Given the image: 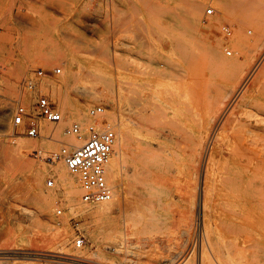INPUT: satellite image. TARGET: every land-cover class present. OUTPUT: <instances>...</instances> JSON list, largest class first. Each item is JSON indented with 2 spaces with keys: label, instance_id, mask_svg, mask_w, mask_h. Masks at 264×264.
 Returning a JSON list of instances; mask_svg holds the SVG:
<instances>
[{
  "label": "rangeland",
  "instance_id": "1",
  "mask_svg": "<svg viewBox=\"0 0 264 264\" xmlns=\"http://www.w3.org/2000/svg\"><path fill=\"white\" fill-rule=\"evenodd\" d=\"M220 1L223 4L219 5ZM233 1L0 0V102L8 97L15 106L19 103L32 107L39 95L55 100L52 85L68 79L63 94L71 102L85 105L86 117L72 119L65 114L64 129L80 123L86 139L90 132L87 124L91 123L89 110L93 107H103L102 114L118 110L121 117L127 118L129 54L145 55L149 73L144 88L137 83V91L145 89L149 127L156 129L157 117L173 120L179 167L187 182L182 209L187 208L192 217L200 184V174H196L198 136L206 126L210 127L213 115L226 103L228 88L238 80L236 72L217 63L211 44L220 38L224 47L235 52L241 42L251 41L262 29L254 12H243ZM252 1L256 5L261 0ZM192 2L201 6V25L197 24ZM207 9H213V13L208 15ZM222 53L226 55L225 49ZM70 68L74 74L67 77L65 73ZM40 69L46 72L61 69V73L41 77ZM25 81H31L33 87L25 86ZM95 90L104 93L103 101L92 99L90 92ZM112 94L118 96V107L110 97ZM263 99L264 95L239 106L230 118L235 133L243 122L253 121L252 113ZM8 122L11 131L0 130V264H48L52 255L64 257L77 251H86L90 259L103 257L99 244L107 234L108 219L83 213L86 207L95 204L82 200L81 183L76 198L68 199L53 170L54 162L47 158L61 149L62 142H69V136L63 132L56 147H36L37 152L25 153L23 161L12 141L16 135L29 137L14 128L12 114ZM45 122L39 119L41 127ZM43 134L42 131L33 140L41 141ZM154 146L157 147L156 141ZM28 162L41 172L35 189H30L33 180ZM119 165L124 187L144 178L134 173L132 162L121 159ZM162 171L157 165L151 168L153 178ZM50 178L54 180L52 187H48ZM42 191L55 196L44 202L40 197ZM163 193L159 192L161 201ZM157 200L154 192L145 196L144 204L152 202L156 207L157 226L152 229L147 222L144 232L130 237L127 264H155L175 253L183 243L181 236L176 238L177 233L166 228L167 211L157 206ZM256 200L258 213L263 214V170L257 180ZM92 232L97 233L99 242L91 239ZM165 235L172 240L166 247L158 241ZM78 237L84 239L81 247L75 245ZM259 245L248 264H264V245ZM60 261L59 264H73Z\"/></svg>",
  "mask_w": 264,
  "mask_h": 264
},
{
  "label": "bare ground",
  "instance_id": "2",
  "mask_svg": "<svg viewBox=\"0 0 264 264\" xmlns=\"http://www.w3.org/2000/svg\"><path fill=\"white\" fill-rule=\"evenodd\" d=\"M233 3L245 13L254 12L256 21L262 23V29L251 41L241 42L235 52L224 47L225 42L220 38L211 44L217 63L236 72L238 80L232 88H228L226 103L213 115L210 127L206 126L198 136L196 174H200V184L194 215L190 217L189 210L182 209L183 190L187 182L179 167L178 141L173 120L157 117L154 122L156 129L148 126L145 89L138 92L137 83L144 88L149 62L145 55L130 52L127 118L121 117L118 110L102 114L103 111L102 115H90L91 123L87 124L89 130L91 127L100 131L113 129L117 134V143L106 165V179L111 183L112 197L83 210L88 216H103L109 221L104 241L99 244L101 254L106 259H90L86 251H77L64 257L52 255L50 261L53 264H59L61 259L73 264H127L126 259L131 250L130 237L144 232L147 222L152 229L157 226L155 205L152 202L144 204L145 196L151 192L158 199L157 206L167 211L166 228L168 226L171 233H177L176 238L181 236L183 240L175 253L155 264H248L257 245H264V213H258L256 200L257 180L260 170L264 172V99L261 106L252 113V122H243L238 133L230 126V118L239 106L264 95V0L256 5L252 0H234ZM220 4L223 2L220 1ZM192 6L197 24L201 25V6L196 2H192ZM209 10L207 14L211 15ZM210 26L212 23L209 22ZM145 42L150 43V40ZM224 49L226 55L222 53ZM73 74L70 68L66 70L65 76ZM67 80L52 85V96L59 103L62 120L51 123L42 119L47 123L42 127L40 124V130L44 133L41 141L33 140L32 137L27 139L23 135L14 137L13 148L23 161L25 153L37 152L36 147H56L58 138L65 132V114L68 113L72 119L86 117L85 105L79 106L63 94ZM90 95L94 101H103L105 98L102 91H91ZM110 97L118 107V96L112 94ZM12 101V98L7 97L0 102L1 131H11L8 120L15 109ZM76 139L69 136V142L66 143L75 147L86 140ZM155 141L157 147L154 146ZM121 159L132 162L134 173L144 178L124 187L123 172L119 165ZM53 162V170L63 183L66 197L74 200L79 194L80 183L84 190L82 174L71 172L62 159ZM28 165L33 180L30 189H35L39 185L41 172L34 163L28 162ZM153 165L163 169L156 178L151 174ZM162 191L163 201L159 197ZM54 196V193L40 192L44 202L46 198L52 200ZM91 239L95 243L99 242L96 232L91 233ZM158 241L165 247L168 242H172L166 235Z\"/></svg>",
  "mask_w": 264,
  "mask_h": 264
},
{
  "label": "built area",
  "instance_id": "3",
  "mask_svg": "<svg viewBox=\"0 0 264 264\" xmlns=\"http://www.w3.org/2000/svg\"><path fill=\"white\" fill-rule=\"evenodd\" d=\"M213 10H209L212 14ZM61 73V69L53 72H46L42 69L38 71V76L55 77ZM25 86L33 87L31 81H25ZM104 108L93 107L89 113L91 116L101 114ZM39 119H45L51 123L62 120L58 104L48 95H39L32 107L25 104H17L12 113V123L14 128L21 129L26 136L37 138L41 135ZM89 135L85 142L79 146L71 147L66 142H62L59 151L48 154L50 161L63 160L67 168L73 173H80L84 179V193L82 200L86 203L95 204L111 199L113 190L106 179V165L116 142L117 134L113 129L96 130L93 127L89 130ZM83 128L81 124L75 122L65 130L68 136H74L78 140L83 139ZM54 186V180L49 179L48 187ZM61 214V210H58ZM84 239L78 237L75 245L81 247ZM48 264H53L48 262Z\"/></svg>",
  "mask_w": 264,
  "mask_h": 264
}]
</instances>
